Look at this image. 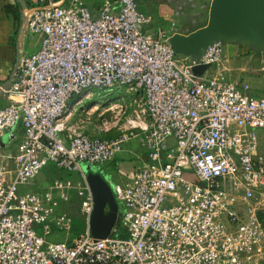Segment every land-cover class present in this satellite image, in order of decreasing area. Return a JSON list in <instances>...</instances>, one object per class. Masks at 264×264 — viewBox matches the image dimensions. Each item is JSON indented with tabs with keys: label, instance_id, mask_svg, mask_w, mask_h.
I'll return each mask as SVG.
<instances>
[{
	"label": "built area",
	"instance_id": "1",
	"mask_svg": "<svg viewBox=\"0 0 264 264\" xmlns=\"http://www.w3.org/2000/svg\"><path fill=\"white\" fill-rule=\"evenodd\" d=\"M29 1L21 36L36 48L0 86V145L22 130L0 154V264H264V93L210 73L224 43L180 53L138 0ZM118 87L140 92L147 121L115 136L67 124L86 91ZM135 141L146 159L113 169ZM50 165L69 176L30 188ZM85 165L105 174L125 236L73 233L72 195L87 220L95 207Z\"/></svg>",
	"mask_w": 264,
	"mask_h": 264
},
{
	"label": "crops",
	"instance_id": "2",
	"mask_svg": "<svg viewBox=\"0 0 264 264\" xmlns=\"http://www.w3.org/2000/svg\"><path fill=\"white\" fill-rule=\"evenodd\" d=\"M62 1V0H55ZM72 0H63L65 4H69ZM213 0H138L141 10L148 13L152 17V21L146 24L148 29L155 32L162 31L169 38L176 33L189 35L199 28L206 26L209 22L210 8ZM91 9H98L102 3L101 0H86ZM30 8L29 0H0V86L5 85L12 73L19 55L30 53L36 48L37 40L23 39L21 32L25 26V16ZM225 42L223 44L224 54L222 61L211 68L210 73L216 77L232 80L227 70L233 68L234 63H238V57H242L246 64L245 79L253 93L256 92L254 87L264 88V78H260L258 74L264 71V31L237 32L224 31L221 33ZM245 36L251 39V43L240 41V37ZM248 86V88H249ZM6 103V99L0 97V107ZM22 137L21 128L16 131V137L10 142L4 139L5 144L0 145V154L13 152L16 144ZM5 165L11 171L14 170L16 164L14 161L3 158ZM146 159V154L140 144L135 141L128 148L120 153L114 160L116 167H121L126 173L133 174L135 170ZM52 166H48L43 170L41 177L38 176L37 181L30 188L43 190L48 187L58 176L53 177ZM60 171V170H59ZM61 172V171H60ZM62 176H69L65 172H61ZM95 182L99 184L98 192L100 199L104 200V210L112 211L116 206V220L110 227L109 234L123 237L126 231L122 224V205L116 200L111 186L102 183L99 178H105L102 173ZM73 218V233L85 230L86 217L81 212L80 200L76 194L72 195L69 203L66 205ZM118 216L121 221L117 224ZM89 224L87 225V227ZM90 229V226H89ZM66 233H60L55 238L63 239Z\"/></svg>",
	"mask_w": 264,
	"mask_h": 264
},
{
	"label": "rangeland",
	"instance_id": "3",
	"mask_svg": "<svg viewBox=\"0 0 264 264\" xmlns=\"http://www.w3.org/2000/svg\"><path fill=\"white\" fill-rule=\"evenodd\" d=\"M239 62L234 63V67L227 70L231 75L232 80L239 82L248 88L246 82V64L242 57H238ZM258 76L264 78V71H261ZM256 92L261 93L264 90L262 87H254ZM249 89L250 86H249ZM89 96V98H86ZM79 101V103H78ZM77 105H73L72 114L67 119V124L73 126L79 132H86L97 136H115L125 123L129 120L147 121V116L143 111V103L141 94L136 89L128 87H118L113 89H90L79 97ZM261 153L264 156V132L261 137ZM113 169L117 167L111 164ZM43 171L39 174L41 177ZM264 199V195H263ZM106 215L108 210L95 205L88 220H85L84 227L87 224L90 226V231L93 234H102L104 227L100 221L103 211ZM121 221L118 216L117 224Z\"/></svg>",
	"mask_w": 264,
	"mask_h": 264
},
{
	"label": "water",
	"instance_id": "4",
	"mask_svg": "<svg viewBox=\"0 0 264 264\" xmlns=\"http://www.w3.org/2000/svg\"><path fill=\"white\" fill-rule=\"evenodd\" d=\"M224 31H237L240 33L251 31H264V0H213L210 8L209 22L206 26L197 29L189 35L176 33L170 37V43L176 51L192 55L193 57L201 56L208 46L215 42H225L221 35ZM243 42L251 43L249 37L242 36L239 39ZM206 65L195 67L197 73H202ZM5 140L7 137L4 138ZM88 172V179L94 191L95 205L103 208L104 200L100 199L98 186L95 182L97 176L102 172H97L89 165L84 166ZM102 183H107L106 177H100ZM103 211V210H102ZM100 219L104 231L102 234H94L99 237H106L109 234L110 227L116 220V206L108 215L102 212Z\"/></svg>",
	"mask_w": 264,
	"mask_h": 264
},
{
	"label": "trees",
	"instance_id": "5",
	"mask_svg": "<svg viewBox=\"0 0 264 264\" xmlns=\"http://www.w3.org/2000/svg\"><path fill=\"white\" fill-rule=\"evenodd\" d=\"M51 169H52V172H53L52 179H54V177H56V176H58V177H61L62 176L61 172L57 168H55L54 166H52ZM73 228H74V226H73ZM76 233H79V232H76Z\"/></svg>",
	"mask_w": 264,
	"mask_h": 264
},
{
	"label": "bare ground",
	"instance_id": "6",
	"mask_svg": "<svg viewBox=\"0 0 264 264\" xmlns=\"http://www.w3.org/2000/svg\"><path fill=\"white\" fill-rule=\"evenodd\" d=\"M86 98H89V96H86Z\"/></svg>",
	"mask_w": 264,
	"mask_h": 264
}]
</instances>
